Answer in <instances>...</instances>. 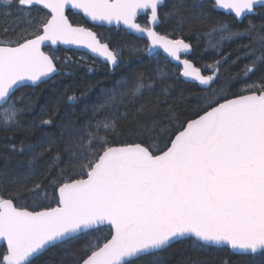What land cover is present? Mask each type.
I'll use <instances>...</instances> for the list:
<instances>
[{
	"label": "snow or ice",
	"instance_id": "obj_1",
	"mask_svg": "<svg viewBox=\"0 0 264 264\" xmlns=\"http://www.w3.org/2000/svg\"><path fill=\"white\" fill-rule=\"evenodd\" d=\"M258 6L264 13V0H212V9L205 0H0V9L15 7L26 23L16 38L0 39V102L8 106L2 131L22 128V113L32 108L16 106L21 88L72 76L89 56L93 65L120 67L125 49L70 15L115 24L120 40H143L127 53L155 65L150 75L136 71L102 89L85 120L67 115L58 132H46L69 90L53 89L25 129L39 128L40 136L0 152V264H50L44 257L53 249L61 253L55 264H171L165 254L176 245L227 249L243 264H264V16L259 25L249 19ZM212 10L232 19L215 22L220 39L210 46L219 59L202 69L187 58L194 46L185 26L190 33ZM244 38L235 59L219 47ZM60 46L83 53L62 58ZM241 59L248 63L222 79L223 66ZM172 69L205 86L195 118L179 120L167 103L178 82ZM129 118L133 127L120 139Z\"/></svg>",
	"mask_w": 264,
	"mask_h": 264
},
{
	"label": "trees",
	"instance_id": "obj_2",
	"mask_svg": "<svg viewBox=\"0 0 264 264\" xmlns=\"http://www.w3.org/2000/svg\"><path fill=\"white\" fill-rule=\"evenodd\" d=\"M171 3L172 0H169ZM206 6L209 9H212V0H205ZM10 12V15L5 13ZM43 12L41 13V16ZM212 19L204 22L203 24H196L190 33H187L186 28V39L191 42L194 46V51L189 55V58L202 69L205 64L212 63L213 60L219 59L216 50H213L210 44L216 43L220 39V33H212L211 29L214 26L217 20L220 21H230L232 18L220 11L212 10L210 13ZM264 13L261 12L260 8L257 9V14L255 16H249V19L253 20L254 23L259 25L262 20ZM70 19L73 23H80L82 25H88L85 19L80 15L72 16ZM145 17L140 16L138 22L143 23ZM249 19H244L242 23H237L235 26L237 28H243L249 22ZM90 26V25H89ZM26 27L24 17L20 15L18 10L13 7L11 9L3 8L0 9V39H14L18 33H21L22 30ZM92 27V26H90ZM101 37H110L113 41V47H123L125 49L124 55L121 60L120 67L111 71L108 66L100 63L99 61L93 65L91 57L86 62L81 63V66L75 70L74 75H58L53 78V80L48 81L47 83H42L39 87L32 88H21L16 92L14 100H17L16 106L18 108L27 109L28 105H32L31 110L25 111L22 113L24 116L23 127L20 129H12L10 131L0 130V152H4L11 148L12 145H19L21 140H26L31 142L36 137L40 136L41 130L39 128L32 129L31 131H25L28 127V123L34 118L39 116L41 106L45 105L46 101L50 97L52 90L57 89L58 93H64L65 89L67 91L66 96L64 97L63 103L60 104L58 108L59 115H53L51 119L54 120L53 126H45L43 131L46 132H58V127L60 121L65 118V116L70 115L73 119L83 121L87 118V113L85 109H91V106L94 102L100 97L102 89L110 88L116 81L130 76L136 71L145 73V75H150L154 63L150 61L147 57L143 60L138 59L136 56H129L127 53V47L133 44H140L143 46V40H133L131 37H127L124 40H120V33L114 31L113 29L101 30L99 28L92 27ZM5 29H8L5 32ZM15 29V30H13ZM210 33L205 35V33ZM120 40L119 45L117 41ZM249 41L247 38L244 39H233L231 41L224 40L220 42L219 47L222 48L224 53H231L232 59H235L237 55H241L237 51L241 43L247 44ZM207 49V50H206ZM48 49L45 48V51ZM83 52H73L66 51L65 49L59 48V51L56 53L62 58L65 55L72 56L73 59H77ZM248 63L247 60L241 59L237 64L231 65V61L228 64H225L222 69L221 78H226L232 74L237 73L244 64ZM88 67H93V71L90 73ZM173 71V69H172ZM174 72V71H173ZM204 74H209L208 70H204ZM174 79L178 82L171 90V94L167 97L168 105H171L174 109L179 120H187L189 118H195L194 112L198 103L202 102V98L206 95V92L203 88L199 87L197 84L192 82L184 81L179 77V72L176 70L174 73ZM255 79V77H253ZM170 84L173 83L172 80L168 81ZM91 85L92 87L85 94V88ZM216 87V85H213ZM237 89L234 87L232 89L235 92ZM24 96V99L18 100L17 98ZM67 96H75L77 99L75 101H68ZM8 106L4 104L0 109V124H3L6 119L7 113L5 109ZM135 107H139L137 103ZM135 107L129 105V113L135 112ZM164 117V112L161 110L157 114L158 119ZM43 119H49L48 116L42 117ZM133 127V121L129 118L126 121L121 123L119 129L124 135L120 139L127 137L129 129ZM162 146V145H161ZM53 156L56 155L55 151L51 153ZM51 188L48 189V196L51 197ZM22 203V202H21ZM44 204H48L49 200L44 199ZM52 206H55L53 203ZM40 210V209H37ZM75 247H80L79 244ZM61 253L53 249L48 254L45 255L44 259L49 261L50 264H55L59 260ZM169 259L171 264H176L177 261H180L186 257H193L198 259L201 264H224V261H230L231 264H243L244 258L241 255L233 254L230 250L224 251H206L203 253H195L191 251H184L181 246L176 245L174 248L169 249V253L165 254Z\"/></svg>",
	"mask_w": 264,
	"mask_h": 264
},
{
	"label": "water",
	"instance_id": "obj_3",
	"mask_svg": "<svg viewBox=\"0 0 264 264\" xmlns=\"http://www.w3.org/2000/svg\"><path fill=\"white\" fill-rule=\"evenodd\" d=\"M259 8V6L257 7V9ZM76 10H73V12H75ZM217 11H220V12H222V13H224L223 12V10H217ZM79 14H81L82 16H83V13H79ZM225 14V13H224ZM227 15V14H226ZM140 16H144L143 14H141V15H139L138 16V18L140 17ZM84 17V16H83ZM90 24H93V25H105V26H114V27H116V28H118V26L117 25H115V24H113V25H107V24H95L94 22H91V21H89L86 17H84ZM138 22V21H137ZM140 23V22H139ZM119 27H123V26H119ZM59 48H62V49H65V46H60ZM45 50V49H44ZM80 52H83V50H81ZM187 58H189V55H188V57ZM190 59V58H189ZM191 60V59H190ZM206 75V74H205ZM181 79H183L184 80V78L183 77H180ZM185 81V80H184ZM187 82H192V83H195V84H197L198 85V83L197 82H193V81H187ZM199 87H201V88H205V86H200V85H198ZM4 106V103L3 102H0V109H1V107H3Z\"/></svg>",
	"mask_w": 264,
	"mask_h": 264
},
{
	"label": "flooded vegetation",
	"instance_id": "obj_4",
	"mask_svg": "<svg viewBox=\"0 0 264 264\" xmlns=\"http://www.w3.org/2000/svg\"><path fill=\"white\" fill-rule=\"evenodd\" d=\"M72 11H73V10H72ZM78 15L82 16L81 14H78ZM78 15H77V16H78ZM82 17H83V16H82ZM83 18H84V17H83ZM84 19H85V18H84ZM85 21L88 23V25H84V26L89 27V28L94 27V28H99V29H101V30L113 29L114 31H117V28L114 27V26L93 25V24H90L86 19H85ZM74 24H75V23H74ZM77 24H80V23H77ZM89 25L92 26V27H90ZM92 30L96 32V30H94L93 28H92ZM117 32H118V31H117Z\"/></svg>",
	"mask_w": 264,
	"mask_h": 264
},
{
	"label": "rangeland",
	"instance_id": "obj_5",
	"mask_svg": "<svg viewBox=\"0 0 264 264\" xmlns=\"http://www.w3.org/2000/svg\"><path fill=\"white\" fill-rule=\"evenodd\" d=\"M174 73L176 72V69H173Z\"/></svg>",
	"mask_w": 264,
	"mask_h": 264
}]
</instances>
